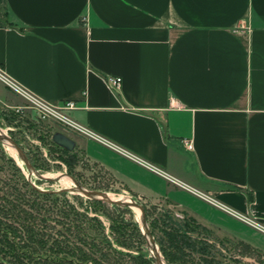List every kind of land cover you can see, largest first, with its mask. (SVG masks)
Instances as JSON below:
<instances>
[{
    "label": "crops",
    "instance_id": "1",
    "mask_svg": "<svg viewBox=\"0 0 264 264\" xmlns=\"http://www.w3.org/2000/svg\"><path fill=\"white\" fill-rule=\"evenodd\" d=\"M0 68L73 101L67 115L116 146L75 131L83 152L125 190L264 251L200 195L264 225V0H0Z\"/></svg>",
    "mask_w": 264,
    "mask_h": 264
},
{
    "label": "rangeland",
    "instance_id": "2",
    "mask_svg": "<svg viewBox=\"0 0 264 264\" xmlns=\"http://www.w3.org/2000/svg\"><path fill=\"white\" fill-rule=\"evenodd\" d=\"M4 89L0 81V130L19 144L30 163L40 173L50 178L71 174L87 189L105 192L114 199L130 197L148 210L146 214L148 219L159 217L165 210H168L178 220L184 217L183 210L175 207L173 203L164 199L150 202L125 190L105 168L85 155L80 137L74 130L66 128L56 120L41 119L28 102L14 95H9L11 97L6 101ZM16 108L21 109L17 111ZM56 130L67 132L71 138L78 141V144L69 151V155L65 154L68 159L72 160L70 170L59 158L62 153L51 141V134ZM62 178L43 180L33 174L29 176L17 153L0 143V196L3 200H11L12 195L19 194V198L23 201L28 199L30 203L33 201L42 204L43 207L38 210L40 213L50 214V216L67 213L71 217H76L79 224L88 227L89 232H102L117 248H121L115 241L118 234L122 236L121 240L130 244L133 251L136 246H146V241L140 242L136 237L129 236L132 227L139 225L138 210L88 200L84 195L71 190L74 185L70 180L71 184L66 180H61ZM31 187L48 192V196L33 193L30 190ZM10 192L13 193L10 195ZM57 228L60 227L57 226ZM212 231L219 240L222 239L220 242L214 239V236V238L210 237V241L216 244L214 251L216 260L222 264H264L263 250L255 247L259 251L258 254L252 257L242 256L241 249L234 246L235 242L240 240L239 238ZM156 233L159 234L158 231ZM202 235L198 234L200 237ZM145 252L151 254L148 250ZM194 258V261H197V255ZM192 264L195 263L192 262Z\"/></svg>",
    "mask_w": 264,
    "mask_h": 264
},
{
    "label": "trees",
    "instance_id": "3",
    "mask_svg": "<svg viewBox=\"0 0 264 264\" xmlns=\"http://www.w3.org/2000/svg\"><path fill=\"white\" fill-rule=\"evenodd\" d=\"M56 148L62 153L59 158L70 170L72 160L65 156L70 152L57 145ZM30 190L48 196V192L34 187ZM11 197L6 201L0 196V264H155L152 256L145 252V246H136L133 251L129 243L121 240L120 234L115 241L121 248H117L102 232H89L76 217L67 213L57 216L40 213L38 210L43 206L39 202L23 201L19 194ZM144 209L147 214L148 210ZM183 215L178 220L165 210L159 217L146 218L166 263L222 264L216 260V244L210 241V237L214 236L218 241L222 239L219 240L210 228L186 212L183 211ZM129 234L140 242L146 241L139 225H134ZM234 246L241 249L242 256L252 257L259 253L243 240L236 241ZM195 255L197 261H194Z\"/></svg>",
    "mask_w": 264,
    "mask_h": 264
},
{
    "label": "built area",
    "instance_id": "4",
    "mask_svg": "<svg viewBox=\"0 0 264 264\" xmlns=\"http://www.w3.org/2000/svg\"><path fill=\"white\" fill-rule=\"evenodd\" d=\"M0 81L4 85H6L9 89H11L13 92H15L16 94L21 96L26 102H28L30 107L35 109L36 113L38 114V116L41 119L56 120L58 123H60L61 125L65 126L68 129H72L76 132H79V133L84 134L88 137L94 138L96 140H99L101 142H104V143L116 148L115 145L108 142L107 140H105L101 136L97 135L93 131L89 130L88 128H86V127L80 125L79 123L75 122L72 118H70L67 115L66 112L68 110L75 108V104L73 101L68 100V101L63 102L62 104H59V105L50 104V103L46 102L45 100L39 98L38 96H36L32 92H30L29 90H27L23 86L19 85L15 81H13L11 78H9L4 73V71L1 68H0ZM106 82L113 89L118 90L120 88V85H121V77L117 76V75H110V76L106 77ZM16 109H17V111H19L21 108H16ZM181 142L186 148H188V149L192 148V142L190 140L183 138L181 140ZM126 154L128 156L135 158L136 160L141 162L143 165H145L150 170H152V171H154V172H156L162 176L168 177L165 172H163L159 168L155 167L154 165L149 164L145 161H142V160L134 157L131 154H128V153H126ZM200 195L204 199H206L207 201L214 204L219 209L223 210L224 212L232 215L233 217H235V218L239 219L240 221L250 225L254 229H256L259 232L264 234V225L261 224L257 219L249 217L246 214H242V213L234 210L233 208L226 206V205H224V204H222V203H220V202H218V201H216L210 197L204 196L202 194H200Z\"/></svg>",
    "mask_w": 264,
    "mask_h": 264
},
{
    "label": "water",
    "instance_id": "5",
    "mask_svg": "<svg viewBox=\"0 0 264 264\" xmlns=\"http://www.w3.org/2000/svg\"><path fill=\"white\" fill-rule=\"evenodd\" d=\"M51 140L57 146L63 149H66L68 151H71L75 147V141L71 137L67 136L66 134L58 130L52 133ZM0 142L2 144H5L6 146H8L10 149H12L13 151L17 153V156L19 157V159L24 163V166L27 169L29 176L33 174L36 177L43 179V180H58L61 177H66L74 185V187L71 188V190L84 195L88 199L101 200L109 204H115V205H119L122 207H129V208L138 210L139 211V227L146 240V246H145L146 250H148L151 253L150 255L154 259L155 264H167L151 233V230L149 228V225L146 219L145 209L141 203L133 200L130 197L114 199L105 192L94 190V189H87L83 187L74 177L68 174L65 176L64 175L59 176V177L57 176L56 178H50L48 176H45L44 174L40 173L30 163L29 158L27 157L23 149L19 146V144L9 135L5 134L2 130H0Z\"/></svg>",
    "mask_w": 264,
    "mask_h": 264
},
{
    "label": "bare ground",
    "instance_id": "6",
    "mask_svg": "<svg viewBox=\"0 0 264 264\" xmlns=\"http://www.w3.org/2000/svg\"><path fill=\"white\" fill-rule=\"evenodd\" d=\"M11 151H13L12 149H11ZM61 180H66V181H68L69 182V179H67L66 177H63ZM70 184H71V182H69ZM110 196V195H109ZM111 197V196H110Z\"/></svg>",
    "mask_w": 264,
    "mask_h": 264
}]
</instances>
